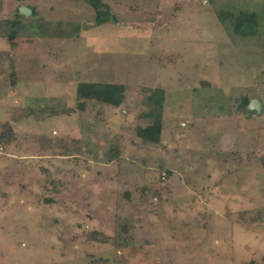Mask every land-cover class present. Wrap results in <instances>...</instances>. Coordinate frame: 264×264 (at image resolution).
Segmentation results:
<instances>
[{"label":"rangeland","instance_id":"obj_1","mask_svg":"<svg viewBox=\"0 0 264 264\" xmlns=\"http://www.w3.org/2000/svg\"><path fill=\"white\" fill-rule=\"evenodd\" d=\"M16 1L0 14V37H21L0 54V264H264V0H101L99 25L89 0ZM160 90L152 143L138 129Z\"/></svg>","mask_w":264,"mask_h":264},{"label":"trees","instance_id":"obj_2","mask_svg":"<svg viewBox=\"0 0 264 264\" xmlns=\"http://www.w3.org/2000/svg\"><path fill=\"white\" fill-rule=\"evenodd\" d=\"M89 4L95 9L96 23L102 24L109 20V10L107 4L101 0H89ZM237 28L241 25H247L248 27L254 22V13L241 12L236 17ZM125 87L123 84L105 83L97 84L95 82H81L77 87V93L80 97L85 99H94L101 103L117 106L123 99ZM162 91H159L158 106L159 110L156 111V118L152 124L138 129V134L144 140L152 143L159 141L161 133V112L162 105ZM247 101V100H245ZM114 155H117V151H114Z\"/></svg>","mask_w":264,"mask_h":264},{"label":"crops","instance_id":"obj_3","mask_svg":"<svg viewBox=\"0 0 264 264\" xmlns=\"http://www.w3.org/2000/svg\"><path fill=\"white\" fill-rule=\"evenodd\" d=\"M17 3H20L19 0L16 1ZM24 6L23 4H19L16 6V8L18 9V11L20 12V8ZM24 7H27V6H24ZM11 10H12V7H11ZM9 8H7V5H6V2H4V0H0V14H2V11L5 13H9L11 11ZM21 13V12H20ZM11 24V22H4V24ZM13 23H17V22H13ZM8 39L6 37H0V54L3 53V54H6L7 53V58H9L8 60V66L10 65L9 62L12 61V59L14 60V57H16V55H18L19 57L21 56V50L19 51H16V49H14V46L13 45H18L19 42L21 41L20 40V36H11V32L9 31L8 32ZM19 46V45H18ZM5 58V59H7ZM4 60V59H3ZM6 61L4 60V63ZM3 100V99H2ZM17 101V100H15Z\"/></svg>","mask_w":264,"mask_h":264},{"label":"water","instance_id":"obj_4","mask_svg":"<svg viewBox=\"0 0 264 264\" xmlns=\"http://www.w3.org/2000/svg\"><path fill=\"white\" fill-rule=\"evenodd\" d=\"M20 12L24 13V14H27V13H30L31 10L30 8L28 7H24L22 6L20 8ZM239 103H242L241 101H239ZM261 105L259 104V102L257 100H251L247 105H246V111L249 112L250 110L252 109H255L257 111H260L261 109Z\"/></svg>","mask_w":264,"mask_h":264}]
</instances>
